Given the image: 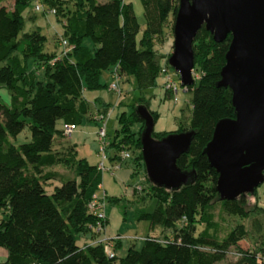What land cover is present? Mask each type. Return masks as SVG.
Instances as JSON below:
<instances>
[{
	"label": "trees",
	"instance_id": "obj_1",
	"mask_svg": "<svg viewBox=\"0 0 264 264\" xmlns=\"http://www.w3.org/2000/svg\"><path fill=\"white\" fill-rule=\"evenodd\" d=\"M5 1L0 0V62L4 63L0 87L10 90L13 105L0 100V248L7 252L0 264H222L230 254L236 256L223 264H262L264 246H238L252 235L245 224L218 236L221 226L213 205L221 202L229 215L245 219L253 215L254 230L262 236L264 209L259 204L248 209L244 195L221 200L216 189L219 174L204 153L216 123L235 117L232 90L218 85L232 36L217 42L203 26L193 45L194 69L200 77L198 83L195 80L194 85L184 86L194 88L193 111L191 126L181 131L194 129L196 134L190 151L177 162L183 170L196 171L195 182L170 190L154 185L145 172L148 185L139 184L142 194L146 190L156 204L151 211H137V217L149 221L153 230L160 227L165 238L148 234L141 248L132 244L123 257L117 253L122 245V239L117 238L111 256L106 241L79 242L87 236L96 238L105 224L90 206L101 187L102 170L87 158H78L76 144L56 148L54 140L56 135L70 136L66 125L76 128L90 114L96 102L85 92L105 86L101 81L105 70L111 75L117 71L120 78L134 76L141 90L155 85L162 71L155 43L163 39L169 16L176 18L179 3L144 0L147 26L138 42L141 25L133 7L124 0H74L73 8L64 0H41L47 10L56 9L54 15L63 22L65 40L72 46L65 50L62 45V50L49 52L45 50L47 36L40 29L21 33L24 12L35 0H14L12 7ZM85 38L92 40L91 47L83 44ZM30 58H34L37 71L44 70L45 81L39 80L37 71L29 70ZM109 110L108 105L100 106L96 115ZM132 115L134 119L121 118L122 128L108 141L106 151H112L111 160L125 161L122 151L138 149L132 151L138 154L136 175L144 165L140 137L144 121L136 107ZM153 116L156 120V114ZM134 120L143 122L139 133L131 128ZM59 121L62 128H58ZM27 128L30 139L17 143ZM167 134L153 132L158 139ZM56 166L71 173L60 174L53 169ZM259 213L262 217H257ZM199 224L204 229L196 234Z\"/></svg>",
	"mask_w": 264,
	"mask_h": 264
},
{
	"label": "water",
	"instance_id": "obj_2",
	"mask_svg": "<svg viewBox=\"0 0 264 264\" xmlns=\"http://www.w3.org/2000/svg\"><path fill=\"white\" fill-rule=\"evenodd\" d=\"M205 26L217 42L232 36L219 86L232 90L235 117L216 123L204 153L218 172L221 200L254 195L264 182V0H180L174 22V43L168 62L184 86L195 83L194 42ZM144 121L142 155L149 180L179 190L196 180L178 158L190 151L194 129L153 136L155 119L144 104L136 107Z\"/></svg>",
	"mask_w": 264,
	"mask_h": 264
},
{
	"label": "rangeland",
	"instance_id": "obj_3",
	"mask_svg": "<svg viewBox=\"0 0 264 264\" xmlns=\"http://www.w3.org/2000/svg\"><path fill=\"white\" fill-rule=\"evenodd\" d=\"M67 5L71 8L74 7V0H64ZM100 2H105L107 0H99ZM144 0H124L125 3L130 4L138 18L141 25V30L138 34V42L142 38L143 31L145 30L146 17L144 13ZM179 3V0H173ZM5 4L8 6H13L14 0H6ZM34 1L24 12L25 24L24 29L21 32H32L36 29H40L41 32L47 36V42L45 50L49 52H58L63 49L62 42L65 39L64 35V24L59 21L54 14H44L43 11L35 10ZM47 6V5H46ZM175 16L171 14L167 24L163 28V39L156 40L155 51L159 55L160 64L162 68H168L169 73L173 81L177 84L178 92L169 91L165 84L167 82L166 72L161 71L158 78L156 79L155 85L141 90L137 86L136 78L131 75H123L119 79V86L122 90V94L119 95L114 90L109 88L113 78L110 70H105L101 75V81L105 85L102 88L94 89L92 91L87 90L86 96L89 100L100 106L108 105L112 110L111 115L107 116V141L111 142L114 140L117 131L122 128L121 118L126 115L134 119L132 113L135 107L139 104H144L148 109L156 114L155 128L154 132L156 135H162L165 133H174L181 131V128L191 126V118L193 111V90L194 88L184 87L181 82L180 75L178 72L169 65L168 58L169 52L173 51L174 43V28ZM83 44L86 46H92V40L85 38ZM0 62V67L3 65ZM34 58L28 59L29 70H36ZM194 77L198 83L200 72L194 69ZM37 76L39 80L45 81L44 70L37 71ZM122 97V98H121ZM121 99V100H120ZM0 100L9 106L13 105V99L11 92L7 87H0ZM97 113L96 106L93 104L91 106L90 114L86 115L83 122L79 125V130H84L86 133L83 138L72 140H77V157H85L93 165H99L102 161L101 146L102 142L99 139L100 127L104 125V121H96L93 119ZM143 125L142 121L134 120L131 124V128L134 132L139 133ZM63 127V122H58V128ZM30 131L27 128L23 133H21L17 138V143L28 141L30 139ZM72 135L65 137H60L56 135L54 140V147L58 148L62 144L67 145L72 143L70 140ZM64 138V140H63ZM64 141V142H61ZM131 152L137 151L138 149L131 148ZM132 152V158H129V166L123 162L122 167L124 171L129 172L126 177H122V172L119 173L117 170H103L102 171V182L103 187L99 189L97 195L103 200L105 206V212L107 218L104 219V225L102 231L97 236V241H106V246L111 253H114L116 239H122V245L118 247L117 253L120 257L126 255L130 245L135 244L137 248H141L143 245V240L148 236V234H153L159 238H165V232L162 231L160 227L155 230L152 229L149 221L144 219H139L137 217V211H151L155 207L156 200L149 196L148 192L145 190L142 194L140 185L147 186L148 179L145 176L146 168L145 164L139 167L138 172L135 176H132V172L135 168V157L138 154ZM121 162V161H119ZM107 166H110L107 161ZM117 164V163H116ZM60 171V174L71 173L64 166H56L53 168ZM131 171V173H130ZM140 184V185H139ZM107 191V194H106ZM257 195H247L246 200L248 202L247 208L252 209L256 204H259L261 208L264 209V182L260 184L256 191ZM213 212L215 213L216 220L219 221L221 229L218 236L224 237L227 232L232 229V226L238 224H245L252 235H248L246 239H243L239 243V247L249 248L252 245H258L260 247L264 246V235H257L253 227V215H250L248 219L241 217L239 215H229L221 208V202H217L213 205ZM259 212V210L257 211ZM2 214H0L1 218ZM257 217H262L259 213ZM109 218V220H108ZM107 228V230H106ZM110 230V233L108 232ZM204 225L199 224L197 226L196 234L203 231ZM167 233L171 234V231L167 230ZM109 235V236H108ZM6 250L0 248V260L6 255ZM233 254L226 259L224 262L232 261ZM222 262V264L224 263Z\"/></svg>",
	"mask_w": 264,
	"mask_h": 264
},
{
	"label": "built area",
	"instance_id": "obj_4",
	"mask_svg": "<svg viewBox=\"0 0 264 264\" xmlns=\"http://www.w3.org/2000/svg\"><path fill=\"white\" fill-rule=\"evenodd\" d=\"M36 4H35V10L36 11H47L49 13L55 14L56 13V9L54 8H45L44 4L42 3L41 0H35ZM62 45L64 46L65 50H70V48H72V46L68 45V42L64 39L62 42ZM163 72H166V76H167V82L165 84L166 88L171 91V92H175L177 94L178 89H177V84L173 81L172 77L170 75H168L169 70L168 68H162ZM195 75V73H194ZM112 82L110 84V89L116 91L117 93H119V95L122 94V90L119 86V74L117 71H115L114 74H112ZM186 88V87H185ZM122 98V97H121ZM121 100V99H120ZM112 110L110 109L107 114H98L95 117L99 120L104 121V125L100 127L99 130V139L102 142V146H101V152H102V158L103 160L106 159L107 156V151L106 148L108 146V141L106 139L107 137V116L109 117L111 115ZM75 130V126L72 124L66 125V133L67 134H72V132ZM123 159H128L132 156V153L130 151L124 150L121 153ZM101 167L104 168L103 162L101 163ZM91 209L94 211L95 214H97L100 218L105 219L107 218L106 212H105V206H104V202L102 199L99 198L98 195L95 196L94 200L91 203ZM106 249L108 250V252L110 253L111 256H114L113 253L110 252V250L108 249V246H106ZM264 263V260L262 261V264Z\"/></svg>",
	"mask_w": 264,
	"mask_h": 264
},
{
	"label": "crops",
	"instance_id": "obj_5",
	"mask_svg": "<svg viewBox=\"0 0 264 264\" xmlns=\"http://www.w3.org/2000/svg\"><path fill=\"white\" fill-rule=\"evenodd\" d=\"M46 15V14H45ZM90 91H92V90H90ZM87 92V91H86ZM86 92H85V94H86ZM87 97V96H86ZM91 101V100H90ZM96 102V101H95ZM96 103H98V102H96ZM95 106H96V110H98L99 108H100V105H98V104H95ZM79 126H77L76 128H75V130L72 132V136L70 137L71 139V141H72V143L73 144H78V141L77 140H72L73 139V137H75V139H80V137L81 138H83V136L86 134V133H84V130H79V128H78ZM110 152H111V154H110ZM110 152H107V158L106 159H104L103 160V158H102V161L99 163V167L101 168V170L103 171V170H117L119 173H121V171H124V169H123V167H122V163L123 162H125L126 164H127V166H129V162L127 161L128 159H126L125 161L124 160H111L110 159V155H112V151H110ZM132 157V156H131ZM130 157V158H131ZM107 161H108V163H109V165L110 166H107ZM119 161H121V162H119ZM103 162V165H104V168H102L101 167V163ZM117 163V164H116ZM130 173H131V171H130ZM129 174V172H126V171H124V172H122V177H126L127 175ZM132 176H135V174H134V172H132ZM103 183L104 182H102V184H101V187H103ZM100 187V188H101ZM106 194H107V191H106ZM108 220H109V218H108ZM106 230H107V228H106ZM108 232L110 233V230L108 229ZM109 236V235H108ZM95 239H97V237L96 238H92V237H90V236H87V237H85V238H83L82 240H80L79 242H80V244L81 245H84V244H86V243H90V242H92V241H96ZM123 242V241H122Z\"/></svg>",
	"mask_w": 264,
	"mask_h": 264
},
{
	"label": "flooded vegetation",
	"instance_id": "obj_6",
	"mask_svg": "<svg viewBox=\"0 0 264 264\" xmlns=\"http://www.w3.org/2000/svg\"><path fill=\"white\" fill-rule=\"evenodd\" d=\"M170 54H171V53L169 52V54H168V55L170 56ZM169 65H170V64H169ZM178 74H179V73H178Z\"/></svg>",
	"mask_w": 264,
	"mask_h": 264
}]
</instances>
